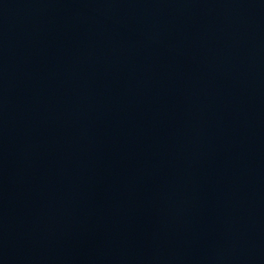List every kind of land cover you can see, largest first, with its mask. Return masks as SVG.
<instances>
[{"label": "water", "instance_id": "water-1", "mask_svg": "<svg viewBox=\"0 0 264 264\" xmlns=\"http://www.w3.org/2000/svg\"><path fill=\"white\" fill-rule=\"evenodd\" d=\"M0 264H264V0H0Z\"/></svg>", "mask_w": 264, "mask_h": 264}]
</instances>
